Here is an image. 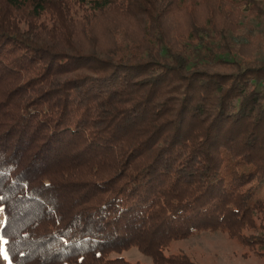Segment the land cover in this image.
<instances>
[{
    "label": "trees",
    "instance_id": "obj_1",
    "mask_svg": "<svg viewBox=\"0 0 264 264\" xmlns=\"http://www.w3.org/2000/svg\"><path fill=\"white\" fill-rule=\"evenodd\" d=\"M264 0H0V236L13 264L264 259ZM258 39H264L263 32ZM6 241V243H5ZM246 254V253H244Z\"/></svg>",
    "mask_w": 264,
    "mask_h": 264
},
{
    "label": "rangeland",
    "instance_id": "obj_2",
    "mask_svg": "<svg viewBox=\"0 0 264 264\" xmlns=\"http://www.w3.org/2000/svg\"><path fill=\"white\" fill-rule=\"evenodd\" d=\"M189 2L190 0H184ZM243 34L253 38L256 46L253 54L264 60V39H258V33L264 27L260 20L245 19ZM4 223V215L0 208V228ZM183 251L192 259L202 264H264V259L249 253L234 238H230L224 231H202L190 236L172 241L165 252ZM246 253V254H244ZM121 255L131 261H141L151 264L150 257L135 246L121 252ZM0 264H13L4 249V240L0 236Z\"/></svg>",
    "mask_w": 264,
    "mask_h": 264
},
{
    "label": "snow or ice",
    "instance_id": "obj_3",
    "mask_svg": "<svg viewBox=\"0 0 264 264\" xmlns=\"http://www.w3.org/2000/svg\"><path fill=\"white\" fill-rule=\"evenodd\" d=\"M5 243H6V241H5Z\"/></svg>",
    "mask_w": 264,
    "mask_h": 264
}]
</instances>
